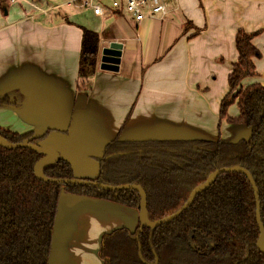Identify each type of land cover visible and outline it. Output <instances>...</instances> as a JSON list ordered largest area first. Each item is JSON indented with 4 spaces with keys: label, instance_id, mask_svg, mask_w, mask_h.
<instances>
[{
    "label": "crops",
    "instance_id": "obj_1",
    "mask_svg": "<svg viewBox=\"0 0 264 264\" xmlns=\"http://www.w3.org/2000/svg\"><path fill=\"white\" fill-rule=\"evenodd\" d=\"M93 1L103 15L82 0H5L0 6V95L17 101L0 106V123L42 136L39 144L53 148L81 179L95 178L97 158L116 138L234 142L249 135L248 126L220 118L219 108L240 29L254 33L260 53L253 57L255 75L242 85L264 86V0H164L166 14L151 16L144 8L141 21L122 0L119 7L114 0ZM81 26L97 32L100 44L97 69L78 88ZM111 42L122 45L117 71L99 67L100 51ZM238 113L235 103L228 106L227 116ZM137 224L135 209L64 194L49 264H104L97 255L101 236ZM81 229L95 238L88 257L69 251Z\"/></svg>",
    "mask_w": 264,
    "mask_h": 264
},
{
    "label": "trees",
    "instance_id": "obj_2",
    "mask_svg": "<svg viewBox=\"0 0 264 264\" xmlns=\"http://www.w3.org/2000/svg\"><path fill=\"white\" fill-rule=\"evenodd\" d=\"M4 1L0 6L4 9ZM81 28L77 67L78 88L97 69L100 38ZM254 33L235 34L238 57L228 74V92L220 101L219 117L250 128L234 142L209 139H149L109 141L103 148L93 180L105 184H138L146 193V217L170 215L191 190L221 167L239 165L252 175L258 189L264 225V86L243 81L255 75ZM236 102L239 113L227 116ZM9 94L0 106L15 105ZM5 140L38 144L42 136L15 133L0 127ZM43 156L28 148L0 146V264H49L59 201L64 194L85 196L138 211L139 194L132 189L105 190L91 185L45 182L35 177L34 164ZM50 178H74L70 163L57 157L41 168ZM255 198L247 177L223 172L197 194L189 207L167 223L150 228L139 223L101 236L98 254L104 264H264L256 247L259 228Z\"/></svg>",
    "mask_w": 264,
    "mask_h": 264
},
{
    "label": "water",
    "instance_id": "obj_3",
    "mask_svg": "<svg viewBox=\"0 0 264 264\" xmlns=\"http://www.w3.org/2000/svg\"><path fill=\"white\" fill-rule=\"evenodd\" d=\"M121 47L122 45L118 42H111L107 46L103 47L100 51V64L99 67L101 69L105 70H110V71H117L120 63V55H121ZM0 146L5 147V148H10V149H17V148H28L31 149L35 152L42 153L43 156L36 161L33 167V172L34 175L37 179L45 181V182H54V183H61V184H77V185H91L94 187H99L105 190H124V189H132L138 192L139 194V210H138V221L140 228L143 226L154 228L157 227L160 224L167 223L177 217L183 210H185L187 207L191 205L193 202L195 196L205 189H207L212 181L221 173L223 172H239L244 174L254 193V198H255V218H256V223L259 228V235L256 240V247L258 248L259 251L264 253V225L261 222V217H260V201H259V195H258V189L255 184V181L251 175V173L244 167L239 166V165H233V166H228V167H221L213 170L210 172L204 182L201 184L195 186L191 192L189 193L186 201L173 213L170 215L164 216L160 219L157 220H148L146 217V193L144 189L138 185V184H119V185H113V184H105L101 183L98 181L94 180H86V179H81V178H50L44 175L42 172L41 168L42 165L48 162L54 161L58 156L56 151L49 147V146H43L30 142H16L12 143L7 140H5L3 137L0 136ZM76 196V195H73ZM76 197H81V198H87L91 199L89 197L85 196H76ZM60 205V201H59ZM55 234V231H54ZM54 237V236H53Z\"/></svg>",
    "mask_w": 264,
    "mask_h": 264
},
{
    "label": "built area",
    "instance_id": "obj_4",
    "mask_svg": "<svg viewBox=\"0 0 264 264\" xmlns=\"http://www.w3.org/2000/svg\"><path fill=\"white\" fill-rule=\"evenodd\" d=\"M75 1L77 0H71V2ZM122 2L125 11L131 14L137 21H141L145 17L143 13L144 8L149 9L151 16L155 14L164 15L167 13V4L164 2V0H122ZM81 4L90 6L95 14H104L103 8L99 4L94 3L93 0H82ZM111 5L113 7H119L120 2L114 0L112 1Z\"/></svg>",
    "mask_w": 264,
    "mask_h": 264
},
{
    "label": "rangeland",
    "instance_id": "obj_5",
    "mask_svg": "<svg viewBox=\"0 0 264 264\" xmlns=\"http://www.w3.org/2000/svg\"><path fill=\"white\" fill-rule=\"evenodd\" d=\"M234 103L236 104V102H234ZM0 127H2L3 129L9 130V131L11 130L8 127H5V125L2 123H0ZM87 224L88 223H86V225ZM90 227H91V225L87 229H89ZM81 231H82V229L78 233L79 238H73L76 241V243H78V241H79V243L75 244V242L72 241V245L69 247V251L72 250V253H74L75 255H85L86 257H88L90 254L88 251L89 250L88 247L92 246L95 243V238H94V235L91 232H89V230H88V232H85V237L83 235H81ZM100 243H99V245H100ZM76 245H78V246H76ZM98 249H99V247H98ZM97 255H98V257H100L98 252H97ZM84 263L89 264L87 261L86 262L84 261Z\"/></svg>",
    "mask_w": 264,
    "mask_h": 264
},
{
    "label": "flooded vegetation",
    "instance_id": "obj_6",
    "mask_svg": "<svg viewBox=\"0 0 264 264\" xmlns=\"http://www.w3.org/2000/svg\"><path fill=\"white\" fill-rule=\"evenodd\" d=\"M74 178H76L75 176H74ZM86 180H93V179H86ZM95 181V180H94ZM139 210V209H138ZM138 212V211H137ZM138 223H139V221H138ZM139 228H140V225H139ZM131 230H133V229H131ZM100 247V246H99Z\"/></svg>",
    "mask_w": 264,
    "mask_h": 264
}]
</instances>
